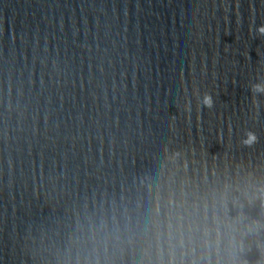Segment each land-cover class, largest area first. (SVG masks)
Instances as JSON below:
<instances>
[{"label": "water", "instance_id": "obj_1", "mask_svg": "<svg viewBox=\"0 0 264 264\" xmlns=\"http://www.w3.org/2000/svg\"><path fill=\"white\" fill-rule=\"evenodd\" d=\"M261 28L264 0H0V264L264 258Z\"/></svg>", "mask_w": 264, "mask_h": 264}, {"label": "clouds", "instance_id": "obj_2", "mask_svg": "<svg viewBox=\"0 0 264 264\" xmlns=\"http://www.w3.org/2000/svg\"><path fill=\"white\" fill-rule=\"evenodd\" d=\"M260 34L264 35V28L259 29ZM258 91H264V89H257ZM204 106L207 108H212L213 107V102H212V98L210 95H205L204 97ZM256 140V136L254 133L249 132L247 133V139L244 141L245 144H251L253 142H255Z\"/></svg>", "mask_w": 264, "mask_h": 264}]
</instances>
